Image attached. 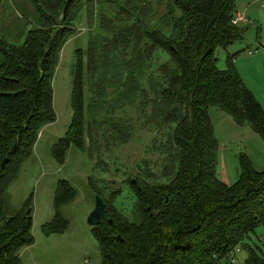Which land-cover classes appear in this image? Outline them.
Instances as JSON below:
<instances>
[{
    "label": "trees",
    "instance_id": "16d2710c",
    "mask_svg": "<svg viewBox=\"0 0 264 264\" xmlns=\"http://www.w3.org/2000/svg\"><path fill=\"white\" fill-rule=\"evenodd\" d=\"M83 1L29 0L33 11L26 10L16 31L0 34V264H24L21 252L35 244L30 206L17 210L8 189L32 158L43 128L57 120L52 83ZM237 2L124 0L115 5L122 6L115 19L101 16L104 36L93 37L88 52L76 50L74 115L65 136L51 145L52 159L64 165L71 147L86 150L98 127L115 144L130 142L135 124L111 117L128 106L157 129L146 151L162 156L158 173L150 160L141 161V172L120 190L105 189L108 198L91 182L106 204L101 223L91 228L101 264H229L238 248L248 252L242 264H264V245L249 241L264 229V170L242 154L238 181L220 179L211 118L217 108L264 140V108L237 71L235 56L224 70L218 67V50L245 38L246 28L232 24ZM89 13L92 18L93 6ZM85 58L94 66L92 76ZM104 112L108 117L96 118L100 122L86 119V113ZM77 194L70 181L58 182L45 236L65 233L69 223L61 207ZM122 196L131 201L119 204Z\"/></svg>",
    "mask_w": 264,
    "mask_h": 264
},
{
    "label": "rangeland",
    "instance_id": "374dc122",
    "mask_svg": "<svg viewBox=\"0 0 264 264\" xmlns=\"http://www.w3.org/2000/svg\"><path fill=\"white\" fill-rule=\"evenodd\" d=\"M88 1H83L84 8L76 21L75 33L60 53L59 65L53 79L57 120L43 128L32 158L21 167L16 181L8 189L12 206L17 210H24L30 206L33 213L32 232L35 244L21 252L24 264H101L99 244L87 223L88 216L95 208L98 194L91 186V182L108 198L105 189L120 190L124 182L129 181L130 175L141 172L138 168L141 161L150 160L152 163L150 170L158 173L162 159V156L154 153L155 151H146L159 136L157 129L146 124L145 118L139 117L137 109L130 106L125 110L117 109L112 115L109 114L114 119L135 124L130 142L124 145L115 144L104 133L105 130L98 127L94 128L97 132L94 140L86 139V150H77L74 146L70 148L64 165L57 164L50 155L51 145L65 136L74 115L71 94L76 50L83 49L88 52L92 38L104 36L99 26L101 16L115 19L117 12L122 8L115 5L124 2V0H93L91 3ZM92 6L94 16L91 18L89 8ZM0 8V34L5 31L4 28L15 32L17 25L25 19L23 15L27 16L26 10L33 11L29 0H0ZM237 12L243 14L249 21L247 24L239 25L240 28H246L245 38L233 43L226 50H218V67L224 70L227 58L230 55L235 56L237 71L264 108V0H238ZM15 35L8 37L7 40H13L16 38ZM249 52H252V55H249ZM85 62L90 66L89 68L87 66V74L92 76L94 66L88 63L87 58ZM86 98L90 99L87 87ZM106 117L107 113H99L96 117L94 113H86V119L92 122L99 121L96 118ZM211 118L219 142L217 173L220 179L229 185L238 181L242 154L252 160L256 170H264V140L249 125L238 126L229 115L217 108L211 109ZM156 162L159 164L156 165ZM62 179L70 181L78 194L73 201L61 207L60 212L69 223L65 233L47 237L42 232V227L55 216V191ZM111 181H114L113 184ZM124 197H120L119 204L121 201L124 204L131 201V198ZM249 241L251 246L263 247L264 229H258ZM247 256V250L238 253L237 264L244 263Z\"/></svg>",
    "mask_w": 264,
    "mask_h": 264
},
{
    "label": "water",
    "instance_id": "95a60500",
    "mask_svg": "<svg viewBox=\"0 0 264 264\" xmlns=\"http://www.w3.org/2000/svg\"><path fill=\"white\" fill-rule=\"evenodd\" d=\"M169 31V28H166L165 30V33H168ZM16 148H17V143H15L11 149V153L14 154L16 152ZM9 159L8 158H5L2 162V168H4L6 166V164L8 163ZM114 181H111V184H113ZM132 183L134 185H137V182L136 180H132ZM139 188H141L140 186H138ZM106 209V204L105 202L103 201V199L100 197V196H96V202H95V208L94 210L90 213V215L88 216V219H87V223H88V226L90 228H94L96 226H98L101 221H102V216H103V213ZM31 208H29L27 210V215H30L31 214Z\"/></svg>",
    "mask_w": 264,
    "mask_h": 264
},
{
    "label": "built area",
    "instance_id": "2783aa9c",
    "mask_svg": "<svg viewBox=\"0 0 264 264\" xmlns=\"http://www.w3.org/2000/svg\"><path fill=\"white\" fill-rule=\"evenodd\" d=\"M248 22L249 21L247 20V18L243 14H241L240 12H237L235 17L232 20V24L235 26L247 24ZM249 55H252V52H249ZM238 253H240V248H238L236 250V253L235 254L233 253V255L229 258V260H230L229 264H235L236 263V261H237L236 254H238Z\"/></svg>",
    "mask_w": 264,
    "mask_h": 264
},
{
    "label": "crops",
    "instance_id": "0c3cea01",
    "mask_svg": "<svg viewBox=\"0 0 264 264\" xmlns=\"http://www.w3.org/2000/svg\"><path fill=\"white\" fill-rule=\"evenodd\" d=\"M225 182V181H224ZM226 183V182H225ZM32 247V246H31Z\"/></svg>",
    "mask_w": 264,
    "mask_h": 264
}]
</instances>
